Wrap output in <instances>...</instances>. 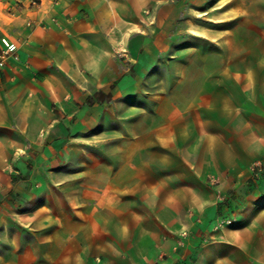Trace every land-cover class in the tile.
<instances>
[{
    "label": "crops",
    "instance_id": "obj_1",
    "mask_svg": "<svg viewBox=\"0 0 264 264\" xmlns=\"http://www.w3.org/2000/svg\"><path fill=\"white\" fill-rule=\"evenodd\" d=\"M254 1L260 11L242 18L241 28L220 45L211 36H192L220 53L205 46L178 48V68L161 76L150 68L164 61L158 54L168 47L176 5L163 0H40V5L20 0L13 7L0 31V49L1 37L8 36L17 42L20 56L0 65V263L6 260L5 247H11L13 263L21 261L15 220L33 228L32 212L22 216L8 201L16 192H10L8 181L14 149H43L40 160H48L49 149L61 144L68 127L100 126L108 132L112 110L131 113L132 121L116 126L129 133L123 138L131 146L113 156H87L94 164L77 175L88 178L92 200L83 204L94 218L124 225L129 209L145 208L149 201L151 217L161 226L178 228L188 220L204 228L219 207L239 201L243 220L235 229L222 230L227 253L202 264H264V0ZM151 6L159 17L153 26ZM154 30L157 38L151 36ZM158 76L163 101L157 107L151 103L148 119L141 121L133 96L142 80L155 83ZM13 123L25 142H15ZM28 157L18 158L17 166L22 168ZM83 204L74 203V211ZM137 214L146 222L145 209ZM139 234L157 237L146 228ZM48 235L43 258L51 264L64 258L65 240ZM35 243L27 242L28 251ZM28 254L33 264L37 256ZM138 256L132 253L134 264L142 262Z\"/></svg>",
    "mask_w": 264,
    "mask_h": 264
},
{
    "label": "rangeland",
    "instance_id": "obj_2",
    "mask_svg": "<svg viewBox=\"0 0 264 264\" xmlns=\"http://www.w3.org/2000/svg\"><path fill=\"white\" fill-rule=\"evenodd\" d=\"M36 1L40 2V0ZM208 2L212 5L207 7L205 3L196 4L194 0H163V3L176 5L177 14L172 19L174 22L168 26L166 34L169 38L168 47L162 48L163 50L158 54L164 61L155 62L150 68L153 72L161 76L163 71L176 70L179 63L176 57L178 48L184 47L192 51L196 47L205 46V50L210 53H220L221 50L214 49L212 44L194 40L192 36H211L210 38L213 39L211 42L217 39L218 42L214 44L220 45V40L229 38L234 31L241 28L242 18L253 16L260 11L259 3L254 0H208ZM16 4H21L20 0H0V31L10 22L9 15ZM157 10L156 7L151 6L148 11L152 26L157 25L159 21ZM223 17L227 19L223 20ZM158 32L154 30L151 36L157 38ZM159 76L158 80L155 79V83L142 80L137 95L133 96L140 110L141 121L148 119L146 111L149 106L155 102L156 107L160 106L159 101H163L162 93H158L162 92L159 88L163 86L162 78ZM115 114L112 110L109 112V119L113 122L108 123V132L106 128L100 126L81 130L68 127L61 144L52 146L50 152L48 151L46 157L52 162L51 164L46 158L40 160L45 153L43 149H31L26 145L14 149L15 162L8 173L10 176L8 181L10 192L13 193L15 190L16 192L13 193V199L8 201L17 207L22 216L26 212H32L33 228H28L23 224L25 223L23 220H15L13 234L20 242L18 255H21V261L13 263L11 247H5L3 251L6 260L0 264H29L28 253L33 251L37 257L31 263L49 264L43 258L47 247L43 243L49 233L65 240V244L61 246L64 258L52 260L51 264H134L133 252L139 253L138 257L142 261L140 264L168 262L173 264L176 261L182 264H202L206 260L213 262L214 259H219L227 253V249L221 245L225 242L222 230L235 229L236 225L240 224V220H243L238 214L241 207L239 201L227 203L226 207H219L218 216L204 225V228L198 224L194 226V222L188 220L179 222L178 228L161 226L154 217H151L149 211L154 205L149 201H147L149 205L145 208L135 206L129 209L128 212L130 211L131 214L125 218L128 222L124 225L111 223L108 218H104L101 222L94 218V212L83 204L92 200L88 193L89 184L86 183L88 178L86 174L80 177L82 179L77 175L94 164L88 160L89 155L96 157L110 153L113 156L116 153L130 151L131 145L124 144L123 138L130 137L129 133L124 131V134L121 127L117 129L116 126L120 125V121L125 125L128 124L133 117L130 112L122 113L123 116L119 113ZM12 129H14L12 135L15 142H25L15 132L17 129L15 123ZM142 147L144 151H150L149 148H145L146 144L143 143ZM26 154H29V157L23 167L17 166L18 158ZM0 185L4 188L2 183ZM73 191L76 192L75 196ZM74 203L83 205H78L77 211H74ZM43 208L45 211H42ZM142 209L147 213L144 223L142 217L137 214ZM195 222L201 223L200 219H195ZM143 228H146L150 234H156L157 237L152 239L140 237L139 232ZM33 239L36 242L35 246H31L28 251L27 242ZM156 247L158 249L155 250Z\"/></svg>",
    "mask_w": 264,
    "mask_h": 264
},
{
    "label": "built area",
    "instance_id": "obj_3",
    "mask_svg": "<svg viewBox=\"0 0 264 264\" xmlns=\"http://www.w3.org/2000/svg\"><path fill=\"white\" fill-rule=\"evenodd\" d=\"M58 1V0H55ZM33 5H40V2L34 0L32 2ZM1 49H0V65L3 66L8 60L19 59V50H18V44L16 41L12 40L8 36H2L1 37Z\"/></svg>",
    "mask_w": 264,
    "mask_h": 264
}]
</instances>
